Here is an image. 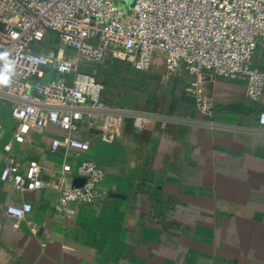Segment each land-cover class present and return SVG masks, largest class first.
Masks as SVG:
<instances>
[{"label":"crops","instance_id":"obj_1","mask_svg":"<svg viewBox=\"0 0 264 264\" xmlns=\"http://www.w3.org/2000/svg\"><path fill=\"white\" fill-rule=\"evenodd\" d=\"M85 69L104 84L102 102L126 118L112 143L99 140L96 116L72 134L90 142L87 157L102 168L106 194L71 219L55 211L50 172L64 159L50 144L66 131L49 126L15 144L10 106L0 104V171L9 142V155L37 162L45 183L21 194L0 181V264H264V90L251 102L244 82L206 74L212 113L202 115L186 90L192 76L183 67L168 75L161 56L148 72L110 54ZM51 78L45 70L30 86ZM135 114L149 121L140 132ZM22 202L33 209L16 224L5 208Z\"/></svg>","mask_w":264,"mask_h":264},{"label":"built area","instance_id":"obj_2","mask_svg":"<svg viewBox=\"0 0 264 264\" xmlns=\"http://www.w3.org/2000/svg\"><path fill=\"white\" fill-rule=\"evenodd\" d=\"M0 51L9 53L15 69L10 85L0 87V104L10 106L12 141L23 144L29 133L49 126L67 133L50 144L64 159L50 172V186L57 192L55 211L71 219L77 207L97 204L106 194L102 168L87 157L90 142L72 136L77 124L96 116L99 140L112 143L126 119L102 102L104 84L81 67L110 54L148 72L161 56L168 75L183 67L192 76L186 90L202 115L212 113L202 89L206 74L244 82L247 99L257 102L264 90V0H0ZM45 70L51 80L30 86ZM131 120L137 132L149 122L140 114ZM258 125L264 129V112ZM3 129L0 124V138ZM11 150L9 142L2 146L0 181L21 194L42 189V167L33 160L22 164ZM67 158L76 160L74 166ZM74 179L83 184L74 186ZM32 209L22 202L5 214L17 224Z\"/></svg>","mask_w":264,"mask_h":264},{"label":"clouds","instance_id":"obj_3","mask_svg":"<svg viewBox=\"0 0 264 264\" xmlns=\"http://www.w3.org/2000/svg\"><path fill=\"white\" fill-rule=\"evenodd\" d=\"M7 51H0V62H3L0 67V87H7L12 82L15 75L14 63L8 59Z\"/></svg>","mask_w":264,"mask_h":264},{"label":"water","instance_id":"obj_4","mask_svg":"<svg viewBox=\"0 0 264 264\" xmlns=\"http://www.w3.org/2000/svg\"><path fill=\"white\" fill-rule=\"evenodd\" d=\"M83 184V180L82 179H74L73 180V185L74 186H81ZM114 197L117 195H113Z\"/></svg>","mask_w":264,"mask_h":264},{"label":"rangeland","instance_id":"obj_5","mask_svg":"<svg viewBox=\"0 0 264 264\" xmlns=\"http://www.w3.org/2000/svg\"><path fill=\"white\" fill-rule=\"evenodd\" d=\"M122 1V0H121ZM133 0H125V2H126V4H130L131 2H132ZM80 71H82V72H84V73H89V71L88 70H86L85 69V67H81V70Z\"/></svg>","mask_w":264,"mask_h":264}]
</instances>
